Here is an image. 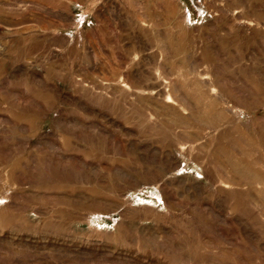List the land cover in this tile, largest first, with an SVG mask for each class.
<instances>
[{
    "label": "rangeland",
    "instance_id": "obj_1",
    "mask_svg": "<svg viewBox=\"0 0 264 264\" xmlns=\"http://www.w3.org/2000/svg\"><path fill=\"white\" fill-rule=\"evenodd\" d=\"M0 264H264V0H0Z\"/></svg>",
    "mask_w": 264,
    "mask_h": 264
},
{
    "label": "built area",
    "instance_id": "obj_2",
    "mask_svg": "<svg viewBox=\"0 0 264 264\" xmlns=\"http://www.w3.org/2000/svg\"><path fill=\"white\" fill-rule=\"evenodd\" d=\"M76 26L79 29L88 28L93 26V21L87 13H85L84 11H79V14L77 15Z\"/></svg>",
    "mask_w": 264,
    "mask_h": 264
}]
</instances>
